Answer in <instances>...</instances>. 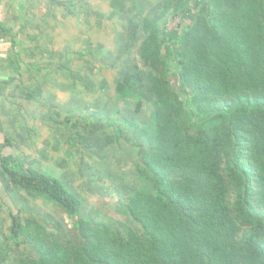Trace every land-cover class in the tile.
<instances>
[{
    "label": "rangeland",
    "instance_id": "1",
    "mask_svg": "<svg viewBox=\"0 0 264 264\" xmlns=\"http://www.w3.org/2000/svg\"><path fill=\"white\" fill-rule=\"evenodd\" d=\"M52 1L47 14L40 9L35 14L32 5L18 32L20 55L31 70L23 81L36 87L37 95L32 96V116L23 109L11 152L21 167L59 180L78 199L83 218L108 227L114 247L126 240L129 229L140 240H150L148 229L131 218L129 209L139 193L154 223L167 221L157 214L159 198L144 168L159 118L192 137L196 149L207 136L193 117L197 95L192 83L177 80L176 72L183 69L170 47L188 64L185 75L205 84L211 101L260 94L264 82H250L251 65L231 58L241 40L249 44L255 62H263L264 0ZM25 40H33L32 47ZM165 73L166 86L161 84ZM176 150H171L175 159ZM178 172L175 181L184 178ZM220 178L227 187L224 206L239 239L247 226L236 213L232 185L226 176ZM6 183L0 264H77L86 241L68 213L40 193L8 178ZM16 210L22 223L19 239L11 236ZM240 253L242 263L251 264L249 252Z\"/></svg>",
    "mask_w": 264,
    "mask_h": 264
},
{
    "label": "trees",
    "instance_id": "2",
    "mask_svg": "<svg viewBox=\"0 0 264 264\" xmlns=\"http://www.w3.org/2000/svg\"><path fill=\"white\" fill-rule=\"evenodd\" d=\"M210 30L219 32L218 39L224 40L223 33L213 25ZM236 46L231 60L241 66L251 65L253 71L248 78L251 83L264 82V41L260 47L263 62L256 60L260 64L258 72L254 55L248 52L249 44L238 40ZM170 50L183 69L176 72L177 80L192 83L189 86L197 95L195 103H191L193 117L207 136L196 149L192 137L181 135L166 117L159 118L144 168L152 179V192L159 198L161 213L157 214L168 222L162 225L164 219H160L158 224L154 223L155 216L147 203L138 200L139 193L131 199L132 208L129 207V215L148 229L150 240H140L129 229L126 240L114 247L108 239V227L83 218L78 199L59 180L21 167L13 155H1L0 167L12 184L40 193L74 220L78 233L86 241L75 259L77 264H90L93 260L96 264H245L243 258L240 260L241 249L249 252L246 258L251 264H264V92L211 101L205 84L200 80L192 82L185 75L188 64H184L185 60L173 47ZM164 76L161 84L166 86L167 73ZM175 147L180 149L175 152L176 159L171 153ZM178 171L184 178L175 181V176L180 175ZM219 176H226L232 185L236 213L247 226L239 239L224 206L227 187ZM167 207L172 212H167ZM11 216V236L19 239L22 227L19 211Z\"/></svg>",
    "mask_w": 264,
    "mask_h": 264
},
{
    "label": "crops",
    "instance_id": "3",
    "mask_svg": "<svg viewBox=\"0 0 264 264\" xmlns=\"http://www.w3.org/2000/svg\"><path fill=\"white\" fill-rule=\"evenodd\" d=\"M52 4V0H0V156H14L11 152L14 138L11 136L18 132L23 109L29 110L28 113L32 116V96L35 99L37 95L36 87L32 90V85L23 81L31 70L29 65L23 63L20 55L22 39L18 32L22 27V18L31 14L32 5L35 14L39 9L41 13L47 14ZM32 41L24 42L32 47ZM34 109L36 112V106ZM7 178L0 167V204H5L6 201Z\"/></svg>",
    "mask_w": 264,
    "mask_h": 264
}]
</instances>
